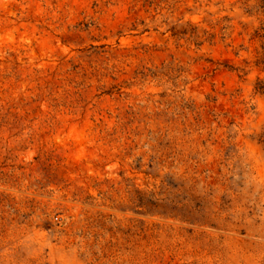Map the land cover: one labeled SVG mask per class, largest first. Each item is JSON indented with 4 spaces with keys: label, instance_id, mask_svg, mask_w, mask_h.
<instances>
[{
    "label": "rangeland",
    "instance_id": "rangeland-1",
    "mask_svg": "<svg viewBox=\"0 0 264 264\" xmlns=\"http://www.w3.org/2000/svg\"><path fill=\"white\" fill-rule=\"evenodd\" d=\"M264 0H0V264H264Z\"/></svg>",
    "mask_w": 264,
    "mask_h": 264
},
{
    "label": "trees",
    "instance_id": "trees-1",
    "mask_svg": "<svg viewBox=\"0 0 264 264\" xmlns=\"http://www.w3.org/2000/svg\"><path fill=\"white\" fill-rule=\"evenodd\" d=\"M260 36L264 38V33H262ZM259 66H262L264 69V42L262 44V53L257 63ZM256 90L264 96V80L259 79L256 83Z\"/></svg>",
    "mask_w": 264,
    "mask_h": 264
}]
</instances>
